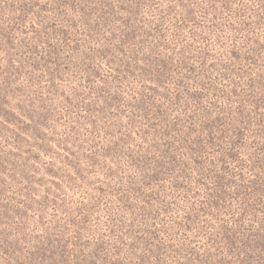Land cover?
I'll return each mask as SVG.
<instances>
[{
    "label": "rangeland",
    "instance_id": "374dc122",
    "mask_svg": "<svg viewBox=\"0 0 264 264\" xmlns=\"http://www.w3.org/2000/svg\"><path fill=\"white\" fill-rule=\"evenodd\" d=\"M0 264H264V0H0Z\"/></svg>",
    "mask_w": 264,
    "mask_h": 264
}]
</instances>
